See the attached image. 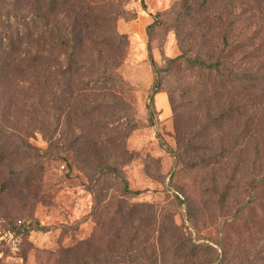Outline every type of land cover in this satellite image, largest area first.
<instances>
[{
    "label": "rangeland",
    "instance_id": "obj_1",
    "mask_svg": "<svg viewBox=\"0 0 264 264\" xmlns=\"http://www.w3.org/2000/svg\"><path fill=\"white\" fill-rule=\"evenodd\" d=\"M180 1L108 0L112 9H106L101 0H86L76 9L125 12L115 25L129 39L118 59L124 110L106 107L118 101L115 97L105 104L93 94L77 96L73 112L59 123L54 109L45 107L40 116L44 132L41 124L33 125L31 101L22 97L12 107L0 103V140L3 132L14 133L8 146L20 148L19 155L0 167V264L95 263L113 251L125 256L123 264H264V184H254L264 178V164L253 170L243 166L235 175L239 159L228 154L216 167L190 168L203 156H177L169 95L153 91L152 62L161 65L187 52L197 69H184L176 86L167 78L163 88L176 94L185 146L204 142L198 134L209 121L205 96L210 100L217 93L204 92L197 58L211 53L200 51L193 38L183 44V38L200 32L190 19L179 25ZM233 7L230 18L236 25L230 42L235 47L238 37L253 38L251 62L259 81L252 84L264 112V0H238ZM97 53L89 44L79 61L91 62ZM231 62L237 66L239 56ZM221 92L219 100L227 110L237 93L232 87ZM224 126L225 135H216L224 143L217 146L228 143L229 149L234 138L226 136L234 123ZM255 129L253 146L264 157V129L260 135ZM11 183L17 185L9 188ZM141 204L151 207L136 209L130 221L113 226L121 209L126 215ZM111 241L122 248L115 249Z\"/></svg>",
    "mask_w": 264,
    "mask_h": 264
},
{
    "label": "trees",
    "instance_id": "obj_2",
    "mask_svg": "<svg viewBox=\"0 0 264 264\" xmlns=\"http://www.w3.org/2000/svg\"><path fill=\"white\" fill-rule=\"evenodd\" d=\"M236 1L238 2L229 0L227 5L226 0L179 2L181 7L179 25L190 19L200 32L199 36L191 34L183 38V44L191 43L193 38L196 45L200 46V51L211 53V57L201 55L197 61H200L198 66L202 72L203 85L206 84L204 92L211 89V92L217 93V98L211 96L210 100L205 96L207 110L205 117L209 121L198 134L204 141L200 145L185 146L180 124V120L184 119L181 118L182 111L176 102V94L172 89L163 88L167 78L176 86L174 80H181L180 75L184 69L193 71L197 66L185 51L161 65L152 62L155 73L154 94L167 90L175 116L179 145L177 156L182 158L192 153H201L203 156L201 161L190 168L216 167L228 154L234 158L238 156L235 175L242 172L243 166H250L249 169L253 170L261 168L264 164V157H260L263 154L262 149H255L253 146L254 125L260 128V131L255 129L259 135L264 129V112L260 110L261 100L257 101L258 97L255 94L258 88L252 84L259 81L258 68L251 62L255 59L253 38L250 35L238 37L233 43L235 47L230 42V35L235 31L236 25V19L231 20L230 17L233 16V2ZM85 2L86 0H0V103L6 102V106L12 107L16 106L22 97L31 101L33 125L41 124L42 131L45 124L43 119L40 120V116L44 115L47 105L54 109V118L59 123L65 113L73 112L75 97L88 93L101 98L105 104L108 98L115 97L118 101L115 104H107L106 107H121V110H124L122 108L125 105L124 89L118 73L121 63L118 59L124 56L129 39L128 36L119 34L115 25L122 16L120 13L125 12L117 8L107 11L104 15L93 10L89 13L77 11L76 9L85 5ZM101 2L106 9H112L108 0ZM178 29L179 26L177 31H180ZM89 44L98 48L94 60L79 61L85 55ZM219 49L221 51L218 52V56L214 57L213 54ZM236 56H239V62L237 66H233L231 61ZM231 87L237 93L235 94L237 100H229L227 110H224L226 104L219 100V96L223 95L221 90H229ZM194 104L198 109L203 106L200 100L194 101ZM226 122L234 123V128L226 136L229 139L232 136L234 138L229 149H225L228 143L217 146V143L224 141L216 138L217 132L223 133L225 130ZM5 133L7 132L2 133L3 142H0V167L20 154V148L11 150L8 146L9 140L16 137L14 133L9 135ZM234 180L235 177L231 179ZM254 184H259L257 186L264 184V178L255 179ZM16 185L11 183L9 188ZM212 185L211 190L215 191L218 188L216 177H213ZM150 207L148 204L132 206L126 215L124 209H121L113 220V226L130 221L136 209ZM110 244L115 249L118 245L119 249L122 248L120 242L111 241ZM124 258L122 253L113 251L110 257L84 264H123Z\"/></svg>",
    "mask_w": 264,
    "mask_h": 264
}]
</instances>
